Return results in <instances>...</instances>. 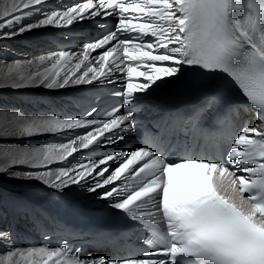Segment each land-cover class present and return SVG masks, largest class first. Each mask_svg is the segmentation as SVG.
Returning <instances> with one entry per match:
<instances>
[{
	"label": "snow or ice",
	"instance_id": "obj_1",
	"mask_svg": "<svg viewBox=\"0 0 264 264\" xmlns=\"http://www.w3.org/2000/svg\"><path fill=\"white\" fill-rule=\"evenodd\" d=\"M50 2L0 0V40L85 21L103 31L79 51L15 60L0 82L14 89L119 84V107L101 120L96 107L79 118L14 111L11 126L0 127V177L35 180L61 197L73 186L95 194L150 233L149 250L96 255L66 240L21 248L13 229L0 227V264H20L17 257L27 264H264V0H79L48 9ZM109 19L110 28L101 23ZM34 64L37 71H18ZM186 70L201 77L193 88L226 74L248 103H232L217 87L189 112L138 124V111ZM248 112L255 122L243 118ZM56 134L59 142L41 147L5 143ZM130 135L143 143L117 148ZM32 223L45 229L39 218Z\"/></svg>",
	"mask_w": 264,
	"mask_h": 264
},
{
	"label": "bare ground",
	"instance_id": "obj_2",
	"mask_svg": "<svg viewBox=\"0 0 264 264\" xmlns=\"http://www.w3.org/2000/svg\"><path fill=\"white\" fill-rule=\"evenodd\" d=\"M77 0H51L47 5L48 9L55 8L57 5L71 4ZM33 17L32 19H36ZM32 22L31 19L25 20L24 23ZM98 29L91 21L74 22L73 26H69L64 29H57L54 27H46L31 32H26L23 35L16 36L13 39L0 40V58L5 63H0V74L8 71V66L12 65L15 60H33L38 57L47 55L49 52L58 51L55 45L49 40H57L61 42H79V46H83L84 43L94 39L95 34L98 33ZM59 42L58 44H60ZM36 45L44 46L42 52H38ZM78 46V47H79ZM79 51V50H75ZM95 55V53L93 54ZM36 65H22L18 71L25 74L29 72L37 71ZM39 70H42L39 69ZM190 70H186L187 75ZM184 75V76H185ZM142 79V78H140ZM182 80V79H181ZM180 80V81H181ZM180 81H176L173 84L157 91L149 100L147 105L144 106L142 111H138L139 115H147L152 111H156L159 108H164L165 98L175 93ZM94 85H80L71 86L64 89H47L43 86L29 85L14 89L10 86H5L0 82V127H10L13 122V112L19 111L25 115H52V114H67L69 117L75 115L76 110L73 108V104L77 101L80 95L86 93L85 89ZM166 88H169L166 92ZM164 92H166L164 94ZM164 95V96H161ZM160 96V97H159ZM150 104V106H148ZM139 117H136L138 121ZM140 124V123H138ZM81 131V130H78ZM54 138L55 141H51ZM61 139L60 134L56 135H38L30 140H18V141H5V143H20L30 144L35 147H41L46 143L59 142ZM117 148L124 151L134 150L136 147L131 146L130 143H122L117 145ZM84 155H88L87 150H83ZM76 160L83 159L84 157L75 154ZM3 160L2 154H0V161ZM73 163L76 160L69 158ZM67 163V162H64ZM60 166L59 163L49 165L51 169H55ZM119 183V182H117ZM48 193L47 196H45ZM65 196L72 198L75 202L103 204L102 208H109L107 201L100 200L95 194L88 193L83 189L73 186L69 188ZM0 200L3 201L0 206V227H11L16 235L15 244L17 247L27 248L40 246V233L43 229H36L33 226V217L39 218L43 221L45 229L50 228V213L49 210V189H46L41 183L32 180H16L9 179L7 176L0 177ZM36 238V241L35 239ZM18 243L20 246H18ZM30 244L32 246H30ZM6 249L0 246V254L4 253ZM85 253L102 254L97 251H86ZM20 260V264H27L25 260L17 257Z\"/></svg>",
	"mask_w": 264,
	"mask_h": 264
},
{
	"label": "rangeland",
	"instance_id": "obj_3",
	"mask_svg": "<svg viewBox=\"0 0 264 264\" xmlns=\"http://www.w3.org/2000/svg\"><path fill=\"white\" fill-rule=\"evenodd\" d=\"M78 2H79V0H78ZM52 44H54L55 45V48L57 49V47H58V43L59 42H61V41H55V40H49ZM64 42V41H63ZM36 48H37V50H38V52H42V50H43V48H45L44 46H40V45H36L35 46ZM78 50H80V48L78 49ZM168 89L169 88H166V92L168 91ZM166 92H164V94L166 93ZM161 96H164V95H161ZM160 97V96H159ZM148 106H150V104L148 105ZM56 114H59V113H56ZM59 115H62L63 117H69V115H70V113H67V114H59ZM51 141H55V139L54 138H51ZM124 143H130V141H127V142H124ZM48 195V193L45 195V196H47ZM78 203H81L80 201L78 202ZM82 204V203H81ZM85 205H87L88 207H92V208H100V207H103L102 205H98V204H92V203H84ZM35 239V241H36V238H34ZM35 245H36V243L35 242H33ZM34 245V246H35ZM18 246H20V244L18 243ZM30 246H32L31 244H30ZM90 251V250H89Z\"/></svg>",
	"mask_w": 264,
	"mask_h": 264
}]
</instances>
